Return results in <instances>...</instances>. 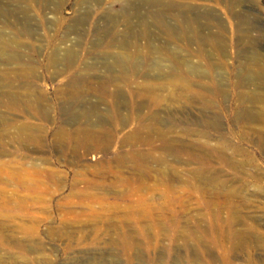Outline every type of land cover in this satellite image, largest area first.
Returning <instances> with one entry per match:
<instances>
[{
  "label": "rangeland",
  "instance_id": "rangeland-1",
  "mask_svg": "<svg viewBox=\"0 0 264 264\" xmlns=\"http://www.w3.org/2000/svg\"><path fill=\"white\" fill-rule=\"evenodd\" d=\"M230 2L0 0V264H264V0Z\"/></svg>",
  "mask_w": 264,
  "mask_h": 264
},
{
  "label": "bare ground",
  "instance_id": "bare-ground-1",
  "mask_svg": "<svg viewBox=\"0 0 264 264\" xmlns=\"http://www.w3.org/2000/svg\"><path fill=\"white\" fill-rule=\"evenodd\" d=\"M167 5L169 6L170 5V3L168 2L167 3ZM241 5V3H240V0H231V2L229 3V7L231 8V6H240ZM239 11V22L241 23H246L247 22V20L246 19H244V17H243V15H242V11L241 10H238ZM71 53L69 52L68 53V51H66V55L64 56V58H66L67 56H69ZM67 59V58H66ZM118 63H119V61H118V58L117 57H114V59H113V62H112V65L113 66H118ZM257 98L258 97H256V100H257ZM252 100L254 101L255 100V98H252Z\"/></svg>",
  "mask_w": 264,
  "mask_h": 264
}]
</instances>
